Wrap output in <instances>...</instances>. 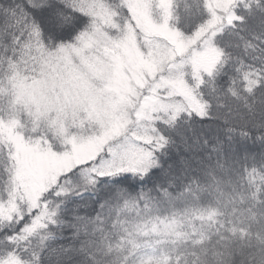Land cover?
Returning <instances> with one entry per match:
<instances>
[{
  "label": "snow or ice",
  "instance_id": "1",
  "mask_svg": "<svg viewBox=\"0 0 264 264\" xmlns=\"http://www.w3.org/2000/svg\"><path fill=\"white\" fill-rule=\"evenodd\" d=\"M0 264H264V0H0Z\"/></svg>",
  "mask_w": 264,
  "mask_h": 264
}]
</instances>
